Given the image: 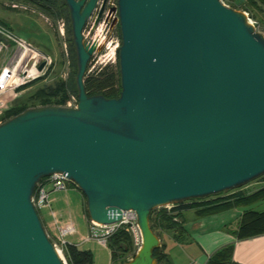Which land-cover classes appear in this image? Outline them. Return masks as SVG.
<instances>
[{"label":"water","instance_id":"water-1","mask_svg":"<svg viewBox=\"0 0 264 264\" xmlns=\"http://www.w3.org/2000/svg\"><path fill=\"white\" fill-rule=\"evenodd\" d=\"M62 1L77 103L28 108L0 123V264H63L32 203L53 174L81 192L95 223L135 212L141 246L121 264H157L151 211L264 174V37L221 0H117L121 92L88 97L87 64L103 46L84 41L82 30L97 0Z\"/></svg>","mask_w":264,"mask_h":264},{"label":"rangeland","instance_id":"rangeland-1","mask_svg":"<svg viewBox=\"0 0 264 264\" xmlns=\"http://www.w3.org/2000/svg\"><path fill=\"white\" fill-rule=\"evenodd\" d=\"M2 1V2H1ZM57 2L58 7L60 6V0H55ZM116 5L117 0H111ZM225 5L228 1L221 0ZM242 5L235 6L236 10L242 11V8H245V15L247 18L253 23L256 31L264 37V7L261 4L257 5L256 3H250V1L238 0ZM2 7L9 10H16L19 12H24L27 17L32 15V17L28 21H24L23 24L17 23L13 21L11 18L10 11L3 9L0 7V19H6L7 23L10 24L12 29V33L28 42L33 43L35 47L40 49L39 51L45 52L42 53L46 57L51 60L50 67L47 69L45 74L39 77V81L34 83L33 85H29V82H33L35 80L26 82L24 85L25 89L24 93H21L17 98H15L11 103L9 108L14 105V103H18L24 99H26L27 105L38 104V101H29L30 96H32L37 90L41 88H47L49 86H53L57 81L68 82L70 85L73 72L75 71L73 62L75 61L72 51H71V35L69 33L68 27V19L67 14L60 8V16L56 17L54 15H50L47 12L43 11L40 7H34L22 0H0ZM16 6V7H14ZM113 8V6H111ZM105 36V33L102 34L99 38L101 39ZM40 37V38H39ZM42 37L50 39V45L39 46L36 44L40 43V39ZM103 41L108 40V42H112L109 46L108 50L102 51L99 55L92 58L91 63L87 65L88 71L85 73H91L93 70L98 69L99 67H103L106 64H110L112 66L116 63V52L117 50H112L114 44L116 42L120 43V39L116 32L112 31V34L109 38L102 39ZM36 43V44H34ZM13 45V44H12ZM11 45V47H13ZM114 55H113V53ZM13 52L10 53V56ZM9 56V57H10ZM8 55H6V58ZM8 57V58H9ZM3 58V56H2ZM113 58H115V62H113ZM34 72V71H33ZM24 90V89H23ZM70 90V89H69ZM22 91V90H21ZM19 93V92H15ZM18 95V94H17ZM69 99L66 102L65 107L76 106V96L72 93H68ZM22 98V99H20ZM18 99V100H17ZM8 108V109H9ZM1 123V122H0ZM260 180H253L249 182L247 185L243 186V189L255 190L256 187L261 185ZM221 196H226L227 194H231L232 192L226 193ZM216 196L210 197L214 198ZM49 206L39 207L37 204L36 210L39 215L40 221L45 229V232L51 241V243H55L57 245V250H59V254L61 251V245L59 239L53 236L52 233L58 232L55 225V219L60 227H63L66 223H72L76 228L77 233L80 237H85L87 235V221L89 220L86 213V202L84 196L81 192L75 187L74 189L70 188L66 192H53L49 195ZM170 208L172 206H169ZM244 206H240L242 209ZM249 207V206H248ZM166 208V207H163ZM168 208V207H167ZM244 209H247L244 207ZM55 214V217L52 216ZM45 219V221H44ZM50 224V225H49ZM56 234V233H55ZM68 239V237H65ZM83 249H90L93 256V264H109L110 262V250L107 247H104L100 243L96 241H89L83 244ZM61 255L66 261V258L61 252ZM123 256V255H122ZM126 259H131V252H128L125 255ZM67 264V261L66 263Z\"/></svg>","mask_w":264,"mask_h":264},{"label":"trees","instance_id":"trees-1","mask_svg":"<svg viewBox=\"0 0 264 264\" xmlns=\"http://www.w3.org/2000/svg\"><path fill=\"white\" fill-rule=\"evenodd\" d=\"M22 1L36 8L40 7L43 11L47 12L50 15H54L56 17L60 16V12H61L60 8H62V10H64V12H66L67 14V19L69 23L68 30L71 35L68 9L66 8L62 0H60L61 3L59 7L55 0H22ZM225 1H228L231 5H229L228 3L226 4L233 9H236L234 5L235 6L240 5V4H236L234 1L231 0H225ZM257 1L261 4L262 7H264V0H257ZM241 10L244 12L245 8H242ZM117 34L120 39V30L117 32ZM70 42H71L72 55L75 59V61L73 62L75 71L73 72L70 85L68 84V82L57 81L53 86H49L47 88H41L37 90L32 96H30L29 101H33V100L38 101L39 102L38 104L27 105L26 99L16 104L14 103V105H12L11 108H9L7 111L3 112L0 115V122H4L8 120L22 113L28 108L50 106V105L65 106L67 100L69 99L68 93H72L76 96L77 90L75 84V75L77 71V66H76L74 47L72 43V37L70 39ZM87 71H88V67L86 68V72ZM37 81L39 80L36 79L35 81L29 82L28 84L33 85ZM25 86L19 87L17 89V92H20L21 90L25 89ZM83 86H84L85 94L88 97L98 96V95H102L106 99H116L119 97L121 92V85H120V73H119V63H118V50L116 52L115 65L112 66L110 64H106L103 67H99L98 69L92 71L91 73H87L83 79ZM263 177L264 174L256 179L258 180ZM43 179L44 178H42V180ZM242 187L227 191L226 193L229 192L232 193L227 194L226 196L220 197L221 195L225 194L224 192L218 195H214L218 197L216 199H209L210 197L213 196H209L204 199H190L175 204L170 209L167 208L155 209L151 211L149 215V223L151 230L154 232L155 235L157 229L180 230L183 220L180 213V211L182 210L194 209L196 215L201 217V216L211 215L221 210L231 209L240 206H248L259 200L264 199V188H260L258 190H250V189L241 190ZM71 188H75V186L72 184ZM262 233H264V211L263 212H256L253 210L245 211L240 219L236 231L237 237L248 238ZM106 246L111 252V260L114 264H121L128 261L125 258V255L128 252H131V258H133L135 255V251L132 249L131 239L128 236V234H126L123 230H118L113 236H111L110 239L107 241ZM232 249H233L232 246L221 248L216 253H214L212 257H210L209 264H230L232 257ZM63 252L67 264H93V256L89 250H79L76 246L72 244H66ZM154 258L156 259L157 264H161L166 259L165 255L162 254V246L154 250Z\"/></svg>","mask_w":264,"mask_h":264},{"label":"crops","instance_id":"crops-1","mask_svg":"<svg viewBox=\"0 0 264 264\" xmlns=\"http://www.w3.org/2000/svg\"><path fill=\"white\" fill-rule=\"evenodd\" d=\"M231 1L242 5L238 0ZM244 1H250V3H256L257 5L260 4L257 0ZM1 2L0 7H2ZM6 10L10 11L13 21L20 24H23L24 21H28L32 17L31 14L27 17L24 12L9 9ZM0 24L11 33L13 32L6 19H0ZM28 43H30L37 51L40 50L35 47L33 43ZM39 44L45 47L47 46L48 48L50 45V39L42 37L40 43H37L36 46H39ZM39 52L45 54L43 51ZM27 89L28 88L20 91L17 96L24 93ZM258 180H260L259 182L261 185L256 187L255 190L264 188V177ZM216 198L218 197L211 199ZM248 206H244L247 209H244V207L242 209H240V207H235L201 217L196 215L194 209L180 211L183 219L180 230H156L157 238L159 239L160 246H162V254L166 257L161 264H209L210 257L221 248L227 246L233 247L230 264H264V233L248 238H239L236 235L240 219L244 212L248 210L263 212L264 199ZM55 233L52 234L57 238L58 232ZM67 237L68 239L66 240L69 244L76 246L79 250H89L91 252L90 249H83V244L87 242L84 241V236L80 237L76 228L75 232ZM109 264H114L111 260V252Z\"/></svg>","mask_w":264,"mask_h":264},{"label":"built area","instance_id":"built-area-1","mask_svg":"<svg viewBox=\"0 0 264 264\" xmlns=\"http://www.w3.org/2000/svg\"><path fill=\"white\" fill-rule=\"evenodd\" d=\"M111 6L114 7V3L111 0H107V8L103 15V19L98 24L95 32L92 36H90V31L94 27V22L96 19L95 13L91 20L88 19V23L86 24L84 31L82 32V36L84 41L89 44H96V46H103V51L108 50L109 46L112 42H108V40L103 41L106 37L109 38L112 34V27L111 23L115 17V11H111ZM16 7V6H14ZM249 20V19H248ZM249 22L253 25V23L249 20ZM254 26V25H253ZM105 33L101 39L99 38L102 34ZM13 44V45H12ZM11 45L13 47H11ZM120 43L116 42L112 48V50H117ZM12 55L10 56V53ZM19 52H23V55H34L33 64L32 66L28 67L26 72L23 70L26 66L25 63L20 65L17 70L14 71L13 77L9 79L8 77H4V74L7 73V66L12 60V58L18 54ZM113 53V52H112ZM100 53H93L91 55L88 64L91 63L93 57L99 55ZM6 55L8 57L6 58ZM114 55V53H113ZM3 56V58H2ZM113 62H115V58H113ZM43 63L44 66L41 70H38V66ZM51 60L46 57L41 52L37 51L30 43L20 39L19 37L12 34L9 30L3 27L0 24V115L8 110L10 103L17 98V89L24 85L26 82L38 79L39 77L43 76L47 69L50 67ZM33 69V71H29ZM94 71V70H93ZM15 78L17 81L15 82ZM14 79V80H13ZM13 81V82H12ZM67 107V106H66ZM69 108H75L76 106ZM42 180V179H41ZM72 182L67 180L62 174H53L51 176L45 177L42 181H40L34 190V194L32 196V203L36 209L35 204L39 207H46L49 206V195L53 192H66L68 189L71 188ZM74 189V188H72ZM167 208V207H166ZM167 209H170L168 206ZM55 217V214H52ZM56 229L58 231V237L60 241L61 252H63L64 247L66 244H69L66 240V236L72 235L75 232V227L72 223H66L63 227H60L55 219ZM118 230H123L131 239L132 249L136 252L142 242L141 233L139 227L137 225V218L135 212L128 210L122 211L121 219L117 223L109 224V225H101L95 223L91 220L87 221V235L84 237V241H96L103 246L107 245V241L113 236ZM53 247L59 254V250H57V245L52 243ZM59 254V257H60ZM64 254V252H63ZM63 264L66 263L65 259L61 255L60 257Z\"/></svg>","mask_w":264,"mask_h":264},{"label":"bare ground","instance_id":"bare-ground-1","mask_svg":"<svg viewBox=\"0 0 264 264\" xmlns=\"http://www.w3.org/2000/svg\"><path fill=\"white\" fill-rule=\"evenodd\" d=\"M23 52H19L18 54H16L12 60L10 61V63L7 66V73L4 74V77H8L9 79H11V77H13V73L15 70H17V68L22 65L23 63L26 64V66L24 68L23 71L26 72L27 68L32 66L33 64V58L34 55H23ZM29 71H33V69L29 70ZM14 80V79H13ZM17 81V79L15 78V82ZM13 82V81H12Z\"/></svg>","mask_w":264,"mask_h":264},{"label":"flooded vegetation","instance_id":"flooded-vegetation-1","mask_svg":"<svg viewBox=\"0 0 264 264\" xmlns=\"http://www.w3.org/2000/svg\"><path fill=\"white\" fill-rule=\"evenodd\" d=\"M102 3H103V0H97V1H96V7H95V9L93 10L91 16L88 18L89 20L92 19L93 15H94L95 13H98V11H99V9H100ZM106 8H107V0H106V3H105V7H104V9H103V14H102L101 19H100V21L98 22V24H100V22L102 21V19H103V15H104V13H105ZM113 8H116V5H115ZM96 17H97V14H96ZM90 18H91V19H90ZM116 18H117V11L115 10V17H114V19H113V21H112V23H111V27H112L111 29H112L113 32H116V33H117V32L120 30V28H119V24H118V22H116L115 24H113V22L115 21ZM88 22H89V21L87 20L86 23H85V25H84V27H83L82 32L84 31V28H85V26H86V24H87ZM94 23H95V22H94ZM98 24H97L96 26L94 25V27H93L92 30L90 31V36L93 35V33L95 32V30H96Z\"/></svg>","mask_w":264,"mask_h":264}]
</instances>
